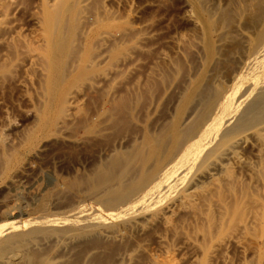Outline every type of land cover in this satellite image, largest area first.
<instances>
[{"label":"bare ground","instance_id":"obj_1","mask_svg":"<svg viewBox=\"0 0 264 264\" xmlns=\"http://www.w3.org/2000/svg\"><path fill=\"white\" fill-rule=\"evenodd\" d=\"M35 1L29 16L39 42L33 45L16 22L26 0H0V80L22 71L24 85L36 75L38 86L35 123L17 141L24 153L18 147L2 153L3 167L14 163L10 169L16 176H23L24 165L33 166L41 151L37 142L49 131L62 133L76 124L87 137L107 125H132L138 98L131 87V94L126 90L123 78L135 75L141 55L155 39L152 24L137 18L138 7L128 0ZM180 1L190 26L187 38L169 36L155 49L154 68L144 84L145 89L148 81L160 85V94L148 102L150 110L164 96L172 99L166 117L118 138L76 186L61 182L52 171H40L46 185L31 195V206L17 203V215L12 216V208L0 218V245L12 243L11 253L5 254L9 259L16 256V239L27 250L49 247L51 253L83 238L92 243L100 237L125 238L132 228L144 227L139 222L147 214L157 218L163 209L157 207L176 198L189 209L193 231L177 226L167 231L180 243L171 244L175 250L194 249L193 264H212L230 242L254 250L255 259L245 264H264V0ZM100 118L108 124L94 129ZM249 133L255 144L252 157L244 158L238 147ZM200 169L206 171L197 179ZM235 169L250 176V186L241 175L231 174ZM218 173L229 177L222 180ZM207 185L203 210L193 197ZM8 186L19 196L15 180ZM65 193L62 205L51 206L52 196ZM215 203L217 216L211 212ZM95 243L85 255L98 250ZM120 258L125 260L124 253Z\"/></svg>","mask_w":264,"mask_h":264},{"label":"rangeland","instance_id":"obj_2","mask_svg":"<svg viewBox=\"0 0 264 264\" xmlns=\"http://www.w3.org/2000/svg\"><path fill=\"white\" fill-rule=\"evenodd\" d=\"M125 1L127 0H123V2ZM128 1L132 2L133 8L134 6L138 7L137 9L135 7L136 9L135 15L137 16V18L139 19L141 18L144 20L147 19V21L150 24H152L151 30L152 31L154 30L155 32V39H153L152 42H150L153 45V41H154V45L153 46L151 44L149 45L150 46L149 49L144 54L146 56L143 57V55H141V59L142 58L143 59L140 60L139 65L136 68L137 70L135 69L136 71L132 73L135 75L128 74L127 77L123 78L124 83L127 85L126 90L129 91L130 94H131V90H133L132 93L134 92L135 93L134 95L137 96L138 98V104L134 110L136 113V115L134 113V116H136L135 118L137 119H135L134 122H131L133 126L132 125L128 126L127 124L123 128L120 126L119 127L120 129L115 127L111 128L109 125L105 127L106 126L105 124L108 123L105 122L104 120H101L100 118L101 120L99 122L100 124L97 123L95 125L96 127L94 126L93 127L94 129L97 128V130L99 128L105 127L104 129H102L104 131L99 129L100 132L99 131L98 132L100 134L103 133L101 135L98 133L97 135L96 133L88 134L91 135L92 137L91 136L88 137L87 135L88 137L87 138L86 136H84L85 131L82 128H78L79 126H76V124H74L73 126L70 125L69 127L65 128L64 129L65 131L63 130L62 133L61 130L57 131V133L52 132L53 134L51 133V131H49L50 134L47 132L49 135H45L46 133L43 134L40 137L41 139H39V141L40 140L41 141L39 143L37 142V147L41 148L40 151L41 156L38 154L35 157L36 161H34L33 166L24 165L25 161L22 160L21 163H23L24 165V174L23 176L22 175L16 176L17 174H14V172L12 171L14 170L13 168L14 163L11 164V166L8 167V169L4 168L5 165L3 167L4 162L2 161H4V159L2 153L5 154L10 153L14 149H17V147L19 151L21 150L23 151L22 146L20 148V145H18L17 143L19 142V139L22 138L24 132L28 130L29 127L31 128L35 123L34 122L36 120L35 109L38 100L36 99L38 98L36 94L37 92L36 88L38 86H37L36 75H32V77L29 76L30 81H27L26 84L24 85L20 81L23 75L22 71H16L11 78L8 76V78L6 77L0 80V135L3 140V143L0 145V161H1L0 162V171H1L0 172V218H2L3 216L2 213H4V211L6 210H10V209L12 210V208H15L16 211L17 203L18 205L23 204L24 206L27 207L31 206L32 203L31 195L34 194V192L40 193V191L43 188H45L46 185V180H45L46 177L44 176L41 177L43 175L41 174L42 172L44 173L46 171H52V173H54L61 180V182H64L70 186L71 185L76 186L78 184V180L80 179V177L84 175L89 169H91L93 164L98 161L99 159L98 156L103 154L102 151H104L105 153L106 149L111 148L110 145L113 144V142L115 143L117 140L129 136V134L131 133L135 134L138 132L137 130H140L141 127L143 128L150 126L152 122L154 123L155 121H160L161 119L166 117L167 115L166 109L171 106L172 99L168 98L167 96H164L158 103L157 108L155 110H150L148 108V102L160 94V93L158 94L160 85L158 82L148 81L150 84L147 82V86H146L147 88L145 89L144 88V84L146 80L145 77L150 76L151 70L152 68H154L151 62L153 61V59L156 58V57L154 58L153 56L155 55L157 56V53H155L156 52L155 49L156 50L157 48L159 49V46L161 47V45L164 46V43L169 36H172L174 38H182V39L187 38V35L190 31L189 30L190 26L184 19L185 9L180 0H128ZM30 2L29 4L28 1L26 0L25 3L28 7L24 5L25 10L23 7L22 11L20 10L17 12L18 14H16L17 16L16 18H18V21L16 22L19 26L18 28L21 29V31L26 35V37L31 41V43L33 45H36L39 42L38 29L36 28L37 26L35 27L34 23L30 20V16H29L31 8H33L34 6L33 4L36 1L30 0ZM119 10L123 11V8L119 7ZM165 48L167 47H164V50ZM167 51H171V49L168 47ZM152 52L155 54H153ZM157 64L161 65L160 60L157 62ZM132 80L136 84L135 86H133L134 83L132 82ZM94 98L90 100V103H88L89 101H87V106L90 104L89 107L90 106L92 107L91 103ZM96 104H94V106ZM139 118L141 122L139 121ZM135 126H139V127L141 126V127L140 128L137 127L136 129ZM134 127L136 130L134 129ZM68 128L69 129L73 128V131H71L72 129L67 130ZM127 128L128 129L131 128V130L129 129L127 131ZM54 133H56L57 137L56 135H54ZM245 137H246L245 141H242L238 147V152L239 155L244 158H251L252 157L251 146L255 144V140L253 139V135L250 133L246 134ZM22 156L23 154L21 155V157ZM10 168H12V170ZM205 171L206 169H200L196 171L197 174L196 178L198 179V177H202ZM231 174L241 175L245 181V184L250 186V176L245 171H239L235 169L231 172ZM217 176L222 180L229 177L225 175V173L224 174L218 173ZM11 180H15L19 185V187L17 188V192H19V196L15 197L14 196L15 191L12 189L11 186H8ZM206 182L207 180L205 181V183ZM204 190L205 191L203 193L193 197L194 199L193 202L199 207H201L203 210L205 208L203 197L207 195L206 192H210V185H207L206 188H204ZM66 194L67 193H65L64 195L62 194L63 196L59 194L58 195L59 197L56 195L52 196L50 199L52 202L51 206L62 205L63 202L65 201V198L67 199ZM209 196L213 197L211 193L209 194ZM60 198H62L61 199L62 201L60 200ZM161 207L165 209V213L163 209L160 210L158 213V217L154 219L150 218L149 214H147L148 215L147 219L144 222H139L143 224L144 227L138 226L132 228L130 232H128V235L126 234L125 238L118 236L116 239H113L111 241H106L100 237L102 240L100 238L99 239L96 238L98 243L96 239H94V241L92 240L94 243L96 242L95 245H97L98 250H95L91 254L89 253L88 255H85L86 252L84 253L85 249L87 250L89 249L88 247L94 245V243H92L91 241L89 242V238H83L81 239V241L76 242L75 244L73 243L70 246L68 245L67 248L65 247V249L62 248L64 250L55 249L51 253L50 250L49 252H47L49 248V247L47 248V246H46L47 248L46 251L44 248L40 250L37 249L39 251L37 250L34 251L35 249L29 250V248L27 250L25 249L24 246L18 244L16 239L13 242L14 245L13 249L15 250H12L13 252L16 253V256L13 257L14 259H9L7 255H5L6 253H11L10 252L11 250L8 251V247L9 249H12L11 247L12 243L10 244L11 246L6 244L7 247L3 246V244L0 245L1 246L0 263L2 264L4 263L5 264H193L194 249L187 248L184 250V253L181 254L180 252L175 250V247H172L171 245L172 243L176 245L180 244L178 243L177 238L173 237L167 231V228L169 226H177L179 229L185 232L192 233L193 230L190 226L193 224L194 219L192 217H188L187 213L189 209L186 207H182V205H179L178 199L176 198L167 199L163 204H161L157 208L159 209ZM11 210L10 212L13 211L14 213V214L11 213L12 216L17 215V213L19 212L18 208L16 212H14V209L12 211ZM171 210H173V213L171 212ZM211 212L214 216L218 215V209L216 203L212 205ZM165 218L168 219L169 221L168 223L165 221ZM200 222H202V220ZM4 249L5 251H3ZM27 252L29 253L32 252L34 256ZM122 253H124L125 255V260L124 259L122 260L120 258V254ZM223 257L225 258L226 262L223 261ZM30 258L31 259L35 258L32 259V261L34 262L31 263ZM254 259H255L254 250L250 248L249 245L244 244L242 246V245H237L234 242H230L226 245L224 249H219L217 251L216 258L212 262V264H245V262H251L250 260H254Z\"/></svg>","mask_w":264,"mask_h":264}]
</instances>
